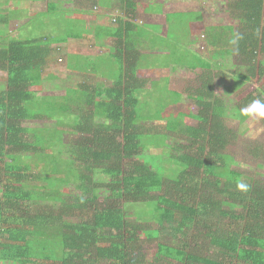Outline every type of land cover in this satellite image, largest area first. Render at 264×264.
Returning <instances> with one entry per match:
<instances>
[{
	"label": "trees",
	"instance_id": "16d2710c",
	"mask_svg": "<svg viewBox=\"0 0 264 264\" xmlns=\"http://www.w3.org/2000/svg\"><path fill=\"white\" fill-rule=\"evenodd\" d=\"M88 1V14L100 7L98 0ZM116 1L112 54L117 65H93L101 58L96 55L88 68L77 67L88 82L68 90V104L34 98L47 66L57 60V45L66 38H4L6 23L0 21V72L6 75L5 87L0 85V264H264V180L232 167L235 161L226 149L236 137L225 121L252 101L264 100V85L244 95L232 112L214 92L215 79L227 73L213 72L210 61L192 51L203 34L214 56L233 55L245 66L238 77L230 72L235 89L263 80L264 0H231L237 25L204 27L193 21L200 20L197 12V18L182 22L189 33L180 36L176 19L184 12L167 15L169 30L160 32L157 26L147 32L133 20L137 3ZM49 2L48 14L40 13L33 22L64 17L67 25L75 19L56 1ZM102 2L111 7L110 0ZM146 6L159 10L156 4ZM236 34L241 39L233 45ZM80 35L68 31L66 36ZM150 35L155 46L147 60L155 58L162 69L200 72L186 88L187 102L180 103L181 91L166 86L168 96L159 98L154 113L141 98L156 82L138 75L144 56L137 42ZM69 102L76 105L71 104L74 111ZM75 111L77 120L65 123L64 116ZM34 119H55L68 129L23 125ZM63 131L74 137L67 146L60 138ZM170 132L179 135L173 145L166 141ZM251 152L264 156L260 146ZM240 180L250 185L247 192L236 189ZM71 182L79 193L64 196ZM132 204L138 217L146 210L156 227L130 221L126 210ZM147 239L155 246H142Z\"/></svg>",
	"mask_w": 264,
	"mask_h": 264
},
{
	"label": "rangeland",
	"instance_id": "374dc122",
	"mask_svg": "<svg viewBox=\"0 0 264 264\" xmlns=\"http://www.w3.org/2000/svg\"><path fill=\"white\" fill-rule=\"evenodd\" d=\"M7 0H0V10H5L6 11V5L5 2ZM118 1H112L110 2L111 7H107V4H104L101 0H98L97 5L100 6V9H92L90 10L92 14V17L94 16L96 19H92V24L91 20L87 18H83V14H79V18L73 19L72 21L67 22V25L64 23V17L63 20H54L52 21L47 18L33 22L31 24L28 23V21L31 19L29 18V13L28 14H21L17 20H11L8 25H6L9 29H15L16 27H22L18 33L15 36H19L21 39L25 38H32V37H37V36H42V35H48L49 37H65L66 40L57 47H60V52L57 50V60L53 61L54 63H63L61 66H58L57 64L53 65L52 62L47 66L49 69L48 71L46 70V75L43 77L42 80H40V84L38 87L40 88L39 91H37L34 94L35 99H39L43 96H47L50 98H53L52 101H57L58 103H63V104H68L67 98H64V96L67 94L69 88H73L78 86L80 83H87L88 76H82V74H79L77 70H81L79 68L90 66V60L88 59L93 55V59L97 54H100L99 56L101 57L100 59L98 58L94 64H99L100 66L103 65L104 67L110 66L109 64H104L106 62H110L111 64H114L115 66V61L117 59L116 55L112 54V44H113V39L108 38H99L96 39L95 35L89 34L88 38L89 39H78V40H73L72 37L70 39L66 36L68 31H73L76 32L79 29H82L83 31H86L89 33L90 30H94L99 28L101 25L105 24L103 27H101V31H104L106 29L107 24L111 26V18L110 15L113 14V8L117 5ZM153 4H156L160 10L161 14L150 16L148 14L142 15L139 14L138 18L144 22V31H155L159 27L160 32L161 31H167L170 29L168 27V24L165 22L166 18V13L167 12H172V11H182L184 12L182 16L178 19H176V25L180 26L182 28L181 32H178L177 35H184L187 29L184 31V27L182 25V22H187L190 21L193 18H197V12L199 13L200 20L194 19L193 21H201V24H203L204 27L207 26H214V25H237V20L233 17L234 15L232 12H230V9L228 7V3L231 2V0H152ZM22 4H26V2L22 1ZM64 2L59 3L58 7L60 10H67V6L63 4ZM140 8L144 9L146 4L142 5L140 4ZM14 7L17 10H25L20 4H17V7ZM104 7V8H102ZM102 8V9H101ZM46 9L45 1L44 4H41L38 6V10ZM192 10V11H188ZM69 11V10H68ZM79 13V12H76ZM68 17L72 16L71 14H66ZM98 15H101L97 17ZM145 16V17H144ZM10 19V18H8ZM80 19V20H79ZM96 20V21H95ZM152 22L150 24L149 22ZM154 22H156V25H154ZM159 22V23H157ZM26 23V24H25ZM198 27L196 26L194 28L195 32H197L200 28L201 25ZM3 26V29L7 30V27ZM85 26V27H83ZM158 26V27H157ZM1 28V24H0ZM140 28L143 29L142 26ZM220 28V27H217ZM2 29V28H1ZM2 29V30H3ZM141 30V29H139ZM189 33V31H187ZM69 35V34H68ZM14 36V37H15ZM152 35L148 37H143L141 39H138L139 45L141 47L139 48H145L150 51L153 50L151 47L155 46V43L151 40ZM182 37V36H181ZM203 34L199 36V41L197 42L196 45L192 46V51L196 54H198L201 57L207 58L208 61L213 66V72H225L227 75L225 77L219 76L218 78L215 79V86H214V92L218 94L220 97H222L223 101L225 102L226 106L228 107L229 110H233L239 108V100L246 95L247 93H254L256 88H259L261 85H264V79L258 82V80L251 79L250 81H247L244 83L242 86L239 88H234L233 85V79L234 74L232 76V73L236 74L235 77H238L239 75L245 74V66L240 64V61L235 56L228 55L222 57L221 55L219 56H214L213 51H210L208 49V44L207 41L203 38ZM3 39V38H1ZM91 41V42H90ZM101 43L103 44L105 48H108L110 52H104L102 53L99 49L96 50H88L96 47H90L89 43L91 46L96 43ZM114 46V45H113ZM62 47V48H61ZM144 49V50H145ZM225 49V48H224ZM223 49V50H224ZM63 50V53L61 51ZM65 50L69 51L68 53H72L75 56L72 57H67L65 54ZM88 50V51H86ZM142 50L141 52H144ZM159 53V51H158ZM62 55V56H61ZM72 56V55H71ZM192 58L193 55H190ZM63 60H59L61 58ZM49 62V63H50ZM140 64L142 65V68L144 69H138V75L147 79H150V82H154L152 80H155L156 82V87H154L151 92V94H147L146 97H144L145 100H142V103H150L151 108L150 112L154 113L156 112L159 108L160 101L159 98L162 97H167L168 93H166L165 87L168 86V88L174 89L181 91L183 93V97L179 99L180 103H185L188 100L187 98V93L186 91L187 87H191L192 84L195 82L197 76L200 74L199 69H196L194 71H189L188 69L182 68V67H175V69H172L170 66L167 67L166 69H162L160 66L158 67V63L156 62V59H149L147 60L145 57L140 58ZM193 62V61H192ZM69 63L70 67L67 66ZM191 64V63H190ZM92 65V66H93ZM57 66V67H56ZM77 66L79 68H77ZM148 66V67H147ZM52 68V69H51ZM232 72V73H230ZM1 76H3L1 78ZM165 76H167V79H163ZM6 75H2L0 73V85L1 87H5L4 81H5ZM104 79L103 77H101ZM166 78V77H165ZM93 79V78H92ZM107 82H110L108 79H106ZM95 81H98L95 78ZM161 88L163 89L161 92ZM48 100V99H47ZM51 101V100H50ZM76 106L73 103L69 102V108H72V111L75 110V107L72 105ZM158 104L157 106H155ZM190 111H195V105L192 104V108L189 109ZM56 116L60 115L59 110H54ZM240 113V110H239ZM239 113L236 117H226L225 121L226 124L228 125L229 128H231L234 133L235 137L233 141L229 144V146L226 149V152L229 153L233 160L235 161L232 165V167L239 169L243 174L246 176L250 177H255L257 179L264 180V156L259 158L258 156H254V154L251 152L254 147H262L264 149V120L263 118H258V117H248L245 116L244 119H239ZM241 114V113H240ZM78 113L75 111L74 113H69L64 116V122L67 123H73L74 120H77L78 118ZM242 116V115H240ZM188 122H193L191 119H187ZM24 126L30 127V128H40V127H46L48 129L54 128V129H66L68 126L64 124L65 126L62 127V125H59L56 123L55 119L47 120V119H34V120H28L23 122ZM68 129V128H67ZM179 137V135H177ZM178 137H176L173 133H169V136L167 137V142L169 145L175 144ZM61 140L62 143L67 146L69 142H71L74 137L69 135L66 131H63V134L61 135ZM31 140V139H30ZM63 145V146H64ZM57 148V147H55ZM158 150H160L158 148ZM154 152V151H153ZM152 152V153H153ZM156 153V152H155ZM144 154L150 155V150H147L144 152ZM153 155V154H152ZM152 162V161H151ZM39 163V162H38ZM38 165V164H37ZM37 169V167H34ZM156 170H159V167H154ZM42 184L44 182H41ZM66 186V191L64 193V196L66 195H74L78 194L79 190L76 188V184L71 182L68 183ZM74 196H72L73 198ZM2 198V194L0 191V199ZM71 198V199H72ZM104 198L101 197L100 201H103ZM48 205L52 206L54 209L58 207V204H54V202H48ZM111 202V200H110ZM113 202V200H112ZM38 204V203H37ZM39 203L38 205H40ZM37 207L36 205H31L32 210ZM140 207V206H139ZM146 210L140 211L142 215L145 216V218H142L144 216L138 217L136 215V210L135 207L132 205L127 207L126 214L129 216L130 221H136L138 223H141L143 226L148 225L149 228H154L156 227V222L155 220L149 219L148 215L146 214ZM146 220V221H145ZM155 240H143L142 246L145 247H154Z\"/></svg>",
	"mask_w": 264,
	"mask_h": 264
},
{
	"label": "crops",
	"instance_id": "0c3cea01",
	"mask_svg": "<svg viewBox=\"0 0 264 264\" xmlns=\"http://www.w3.org/2000/svg\"><path fill=\"white\" fill-rule=\"evenodd\" d=\"M9 1L7 0L5 2V4H7L6 5V11L5 10H0V21L1 20H5L4 23H6V24H4V26H6L9 23H11L14 19L17 20V18H19V16H21V14H23V16H24V14H28V13H29L28 14L29 15V18L31 17V19L28 21V23L30 24V22H31V24H32L33 23L32 20H34L35 18H37L40 13L48 14V11H49V9H48V2L50 0H23L24 2H26V4H22L21 3L22 0H9ZM44 1H45L46 9H42V10L39 9L38 10V6L41 5V4H44ZM51 1H56L57 2V8L59 10H60V8L58 7L59 3L64 2L63 4H65L67 6V10H64V11L68 12L67 14H69V15L71 14L72 17H74L76 20L79 18V14H83V13H84V15H83L82 19L83 18H87V19L91 20V23H89L90 25L92 24V19L93 20L96 19L94 16L92 17V14H90V13L88 14V6H89V1L88 0H51ZM102 1H104V0H102ZM110 1L112 2V1H115V0H110ZM133 1L135 3H137V9H138V11L133 15V17H135V19H133V20L137 23V25L142 26L143 29L145 28L143 26L144 25V22H142L138 18L139 17L138 16L139 14H142V15L148 14L149 17L150 16H154V15L161 14L160 13V10H158V11L150 10L151 7H149V6H145L144 9H141L140 8V6H141L140 4L141 3L142 4H144V3L145 4H153L152 0H133ZM14 3H15V6L16 7H17V4L18 5L20 4V6H22L23 8H25V10L20 11V10L15 9ZM116 6L118 7V2H117V5ZM102 8H104V7H102ZM77 9H78V11H76ZM99 9H100V7L98 8V10ZM60 11H63V10H60ZM76 12H79V13H76ZM115 12L116 11L114 10L113 11V14L110 15V18H111V20H110L111 26H109L107 24L106 29L104 31H101V27H103L106 23L103 24V25H101L99 28L94 29L93 31L90 30L89 33H87L86 31L74 32L75 34L81 33V35H80V37H76V38H73L72 37L73 40H78V39H83V38L84 39H89L88 38L89 34L95 35V38L96 39L103 38V37H105V38H108L109 37L110 39H113L112 48L114 50L113 45H114V40L116 39V36H115V33H114L115 32V24H114V19H115L114 14H115ZM174 12H176V11L167 12L165 14L166 15L165 22L167 21L166 20L167 19V15L169 16L170 14H173ZM99 16H101V15H98L97 17H99ZM8 18H10V19H8ZM6 19H8V20H6ZM149 23L152 24L151 21ZM157 23H159V22H157ZM154 25H156V22H154ZM116 26H118V24H116ZM83 27H85V26H83ZM21 28H22L21 26L20 27H16L15 29H13V28L12 29H9L7 27V30L6 29H3V31H2L3 37L5 38L7 36L9 38H12V37H14L18 33V31ZM111 29H113L112 30L113 33H114L113 35H109L108 34ZM106 32H107V34H106ZM68 38L70 39V37H68ZM89 45H90V47H96V48H92V49L87 48L88 50H93V49L96 50V49H99L102 53L107 52V51L110 52L108 50V48L103 47L104 45L101 44L100 42L99 43H96V44H93V46H91L90 43H89ZM144 49L145 48H140V51H142ZM88 50H86V51H88ZM113 50H112V53H113ZM68 52L69 51L65 50V54L67 55V57H71V59H72V57L75 56V55L72 54L71 52L70 53H68ZM140 53H141V56H144L145 58H147L146 56L149 55V50L148 49H145L144 52H140ZM100 54H97V56L100 55ZM92 57H93V55L90 58H88V59H92ZM67 66L70 67L69 63L67 64ZM77 71L79 72V74H82V76H87V75H84V73L81 70H77ZM2 75H5V74L2 73ZM2 77L3 76H1V78ZM74 88H77V86L76 87H73V88H69L68 90H72Z\"/></svg>",
	"mask_w": 264,
	"mask_h": 264
},
{
	"label": "clouds",
	"instance_id": "9594fccd",
	"mask_svg": "<svg viewBox=\"0 0 264 264\" xmlns=\"http://www.w3.org/2000/svg\"><path fill=\"white\" fill-rule=\"evenodd\" d=\"M239 39H241V36L236 34L234 38L230 40V43L236 45ZM240 113L243 116L264 118V100L256 99L252 101L250 105L242 108ZM249 187L250 185L243 180H240L236 183V189L241 192H247Z\"/></svg>",
	"mask_w": 264,
	"mask_h": 264
}]
</instances>
